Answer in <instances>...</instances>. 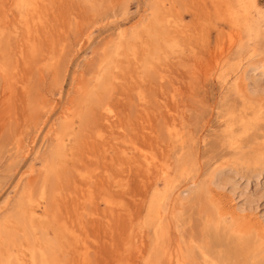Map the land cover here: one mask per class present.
Instances as JSON below:
<instances>
[{
	"label": "rangeland",
	"instance_id": "374dc122",
	"mask_svg": "<svg viewBox=\"0 0 264 264\" xmlns=\"http://www.w3.org/2000/svg\"><path fill=\"white\" fill-rule=\"evenodd\" d=\"M40 263L264 264V0H0V264Z\"/></svg>",
	"mask_w": 264,
	"mask_h": 264
},
{
	"label": "bare ground",
	"instance_id": "6f19581e",
	"mask_svg": "<svg viewBox=\"0 0 264 264\" xmlns=\"http://www.w3.org/2000/svg\"><path fill=\"white\" fill-rule=\"evenodd\" d=\"M155 21H156V18H155ZM154 35H155V34H154ZM154 46H155V45H154ZM157 54H158V53H157ZM212 181H213V180H212ZM168 186H169V185H168ZM170 191H171V190H170ZM164 192H165V191H164ZM169 193H170V192H169V189H168V192H167L166 195H169ZM164 194H165V193H164ZM169 196H170V195H169ZM169 196L164 197L165 199L163 198V199H164V202H163V203H165L166 200H167L168 198L170 199ZM163 199H162V200H163ZM162 200H161V201H162ZM165 204H166V203H165ZM154 209H155V208H154ZM34 210H35V209H34ZM35 211H36V210H35ZM156 211H157V210H156ZM158 212H159V211H158ZM31 214H32V213H31ZM31 214H30V215H31ZM158 218H159V216H158ZM20 222H21V221H20ZM22 222H23V218H22ZM24 222L26 223V221H24ZM262 225H263V224H262ZM218 230H219V229H218ZM258 232H259V231H258ZM218 234H219V233H218ZM220 238H221V237H220ZM242 242H243V240H242ZM246 243H247V242H246ZM246 243H245V244H246ZM247 244H248V243H247ZM209 249H210V248H209ZM245 252H246V251H245ZM45 254H46V253H45ZM45 257H46V256H45ZM45 257H43V258H45ZM49 257H50V255H49ZM34 259H35V258H34ZM38 260H39V259H38ZM42 260H43V259H42ZM42 260H41V261H42ZM1 262H2V261H1ZM45 262H46V261H45ZM40 264H41V263H40ZM42 264H43V263H42Z\"/></svg>",
	"mask_w": 264,
	"mask_h": 264
}]
</instances>
